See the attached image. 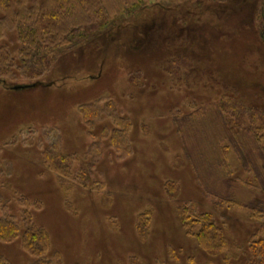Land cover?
I'll return each instance as SVG.
<instances>
[{
    "label": "rangeland",
    "instance_id": "1",
    "mask_svg": "<svg viewBox=\"0 0 264 264\" xmlns=\"http://www.w3.org/2000/svg\"><path fill=\"white\" fill-rule=\"evenodd\" d=\"M105 5L110 27L57 44L36 79L18 70V31L0 23V57L14 64L0 78V219L21 235L28 203L52 264H256L248 243L264 241V220L251 211L264 207V0H148L130 13L119 0ZM226 99L246 108L242 118L222 109L231 126L216 110ZM96 102L130 125L118 146L109 118L84 122L80 108ZM54 143L69 157L68 177L44 165ZM180 209L210 214L227 249L203 251L200 227L183 224ZM0 257L35 261L20 236L0 241Z\"/></svg>",
    "mask_w": 264,
    "mask_h": 264
},
{
    "label": "trees",
    "instance_id": "2",
    "mask_svg": "<svg viewBox=\"0 0 264 264\" xmlns=\"http://www.w3.org/2000/svg\"><path fill=\"white\" fill-rule=\"evenodd\" d=\"M146 1L148 0H119V8L122 12L130 13V11L140 8ZM105 2L106 0H55L56 5H58L57 11L49 13L44 11L38 16L33 9L26 8L27 0H0V12L2 11L4 14V18L0 20V23L6 22L14 26L19 33V40L22 44L18 70L25 77L36 79L49 66L48 57L54 54L57 44H71V38H88L93 29L100 31L110 27L109 9ZM78 15L81 18L79 21L75 18ZM86 18L92 19L94 22H87ZM257 19L259 22V36L264 42V10L257 14ZM48 33L51 35L48 38L51 44L44 45L46 41L43 38L48 36ZM13 68L12 61L2 60L0 57V78L5 79L13 76ZM227 100L225 101L227 102ZM98 104H101V102H96L89 107H81V116L87 125H93V122L98 121L102 116L109 118L115 127L111 134L112 144L113 147L118 146L117 140H121L119 134L125 135L130 125L117 115L112 104L106 103L104 107H99ZM224 107L228 112H231V117L238 118L239 115L242 118L246 114L244 104H231L229 101L227 104L217 107L216 110L225 125L227 122H225L222 112ZM228 125L231 126V124ZM237 129L241 132L251 133L250 130L243 129L242 126ZM56 145L54 143L49 152L43 153L44 165L50 167V164L54 163L60 166L58 170L54 169V171L58 172L60 177L65 178L68 177L66 167L69 157L63 155ZM226 204L235 206L236 202L227 200ZM22 206L24 207L21 212L23 232L19 235L20 228L10 217L1 218L0 241L10 242L20 236L22 249L35 259L31 264H52L46 258L49 251L47 234L42 229L37 228L31 221L28 211L29 204L24 203ZM251 211L253 217L264 220V207L255 206L253 209L251 208ZM179 215L180 221L189 228L193 225L200 227L195 238L198 246L203 251L216 255L227 249L222 231L216 226L210 214H200L192 218L188 216L186 209H180ZM248 247L252 261H257L256 264H264V241L262 239L250 240ZM0 264L10 263L0 257Z\"/></svg>",
    "mask_w": 264,
    "mask_h": 264
},
{
    "label": "water",
    "instance_id": "3",
    "mask_svg": "<svg viewBox=\"0 0 264 264\" xmlns=\"http://www.w3.org/2000/svg\"><path fill=\"white\" fill-rule=\"evenodd\" d=\"M36 85H30V86H16L15 90H23V89H29V88H35Z\"/></svg>",
    "mask_w": 264,
    "mask_h": 264
}]
</instances>
